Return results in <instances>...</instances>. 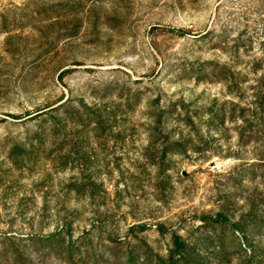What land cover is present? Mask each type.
<instances>
[{
    "label": "rangeland",
    "instance_id": "rangeland-1",
    "mask_svg": "<svg viewBox=\"0 0 264 264\" xmlns=\"http://www.w3.org/2000/svg\"><path fill=\"white\" fill-rule=\"evenodd\" d=\"M177 238L264 264V0H0V264Z\"/></svg>",
    "mask_w": 264,
    "mask_h": 264
},
{
    "label": "trees",
    "instance_id": "trees-1",
    "mask_svg": "<svg viewBox=\"0 0 264 264\" xmlns=\"http://www.w3.org/2000/svg\"><path fill=\"white\" fill-rule=\"evenodd\" d=\"M66 71H63L60 75L62 79ZM175 249L171 252L170 259L173 261L172 264H182L186 260V248L185 242L181 241V239L177 238L174 242Z\"/></svg>",
    "mask_w": 264,
    "mask_h": 264
}]
</instances>
